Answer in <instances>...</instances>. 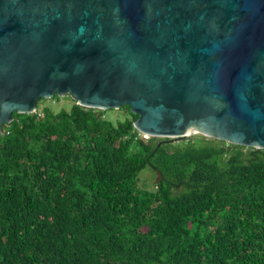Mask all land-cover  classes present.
Returning <instances> with one entry per match:
<instances>
[{"label": "trees", "instance_id": "obj_1", "mask_svg": "<svg viewBox=\"0 0 264 264\" xmlns=\"http://www.w3.org/2000/svg\"><path fill=\"white\" fill-rule=\"evenodd\" d=\"M135 119L74 103L12 114L0 264H264V151L145 139ZM144 168L157 175L151 191L137 186Z\"/></svg>", "mask_w": 264, "mask_h": 264}, {"label": "water", "instance_id": "obj_2", "mask_svg": "<svg viewBox=\"0 0 264 264\" xmlns=\"http://www.w3.org/2000/svg\"><path fill=\"white\" fill-rule=\"evenodd\" d=\"M53 97L264 151V0H0V134Z\"/></svg>", "mask_w": 264, "mask_h": 264}, {"label": "rangeland", "instance_id": "obj_3", "mask_svg": "<svg viewBox=\"0 0 264 264\" xmlns=\"http://www.w3.org/2000/svg\"><path fill=\"white\" fill-rule=\"evenodd\" d=\"M73 101L70 100L68 97H63V98H58L56 97V100H43V101H38L36 103V107L39 109L42 108H48L52 113H56L60 110L68 111L69 108L71 107ZM108 120L110 121H115V120H121L122 117L117 114V112L113 113H107L105 116ZM190 139H195L196 141L199 140L202 143L204 142H211V139L204 138L198 135H192L188 137ZM188 138H185L188 139ZM147 139V138H145ZM155 140H160L156 139ZM157 180V175L154 174L152 170L149 168H144L142 169L138 174H137V181H138V188H141L143 190L151 191L154 188L155 182Z\"/></svg>", "mask_w": 264, "mask_h": 264}]
</instances>
